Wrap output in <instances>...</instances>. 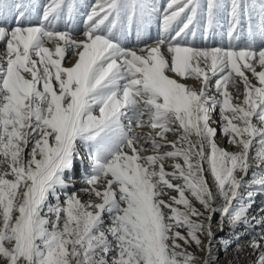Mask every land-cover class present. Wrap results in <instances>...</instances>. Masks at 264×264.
I'll use <instances>...</instances> for the list:
<instances>
[{
	"label": "snow or ice",
	"instance_id": "obj_1",
	"mask_svg": "<svg viewBox=\"0 0 264 264\" xmlns=\"http://www.w3.org/2000/svg\"><path fill=\"white\" fill-rule=\"evenodd\" d=\"M35 7L0 0V264H195L193 244L214 264L217 212L238 249V229L260 226L249 246L264 264V208L250 214L264 193V0H231L227 47L186 39L202 10L211 32L218 0H169L154 46L146 0H97L82 39L57 27L75 4L50 0L32 23ZM85 160L87 201L71 190Z\"/></svg>",
	"mask_w": 264,
	"mask_h": 264
},
{
	"label": "rangeland",
	"instance_id": "obj_2",
	"mask_svg": "<svg viewBox=\"0 0 264 264\" xmlns=\"http://www.w3.org/2000/svg\"><path fill=\"white\" fill-rule=\"evenodd\" d=\"M18 3H31L36 5L35 9L32 12V15L30 17L31 22L35 23L37 18L42 19V13L44 7L48 3H50V0H17ZM66 3H73L77 6L76 11L73 13V19L72 21H68L67 19V14L66 11L65 13L62 14V19L60 22H58L57 27L60 30H65V25L68 26V28H75V32L79 33V35H75L76 39H82V33L85 27L86 23V14L88 11H90V8L92 5H94L97 0H65ZM147 3L152 4L155 3L158 11L156 13H152L150 18L146 17V22L148 24V30L147 33V44L149 45H155L158 37H160L162 33V16L163 12L166 9L167 3L169 0H146ZM246 3L247 0H245ZM256 2H259V0H256ZM201 3L204 4L206 3V0H201ZM218 3L222 5L220 8L216 22L214 24V27L212 28L211 32H207V15H206V10H202L200 15L197 18V23L194 24L191 28L193 32H195V36L189 35L187 36V41L189 42L190 45L193 46H199V47H204V46H212V47H227L230 42V37L228 35L229 29L231 26V16H230V3L231 0H218ZM159 17V18H158ZM9 23H12V21H9ZM248 17L245 15L242 19L241 22V29L242 34H241V39L240 40H232L231 42L237 45H241L244 43L245 38L247 36V30H248ZM153 33V34H152ZM154 36V40L152 41L149 36L151 37L152 35ZM157 36V37H156ZM127 46L129 47H136V30L135 27L133 28L132 31H130L127 34ZM52 45H49L51 47ZM143 46V45H140ZM3 45L0 44V55L3 54ZM67 60V58H66ZM75 61L73 60L72 63ZM65 66H70L68 63L65 64ZM257 71H259V67H257ZM251 82L255 84L256 80L255 78L252 77L251 73H246ZM184 83H187L189 85L194 86L197 90L200 88V84L198 81L194 79H188L181 81ZM257 84V83H256ZM238 88V89H236ZM235 89H231L233 93H239V97L236 101L234 102H242L244 99V86L241 82H237V86ZM236 91V92H235ZM215 126V125H213ZM147 128L142 129V131L147 132ZM178 134L174 133H169L168 134V140H176ZM227 138L226 137H221L218 133L217 137V143L223 147L228 149L229 151H239V148H235L232 145L228 144L226 142ZM85 152L87 151L86 149L84 150ZM152 154L151 152L144 153V155H149ZM254 155V152H253ZM171 163V161L167 162ZM167 163H166V168H167ZM253 164L256 163L255 160L252 161ZM88 168V161L85 160V162L81 165L78 166V170L76 173L77 175H80V172H83L82 175H80V179H84V172L85 169ZM7 169V162L0 164V173H3ZM168 171H171V168H167ZM257 172H259V169H256ZM80 173V174H79ZM75 176V178H76ZM11 178V177H9ZM80 179L78 181H80ZM210 182H211V178ZM78 185V184H76ZM73 191V188L71 189ZM170 195H177L175 192H170ZM79 195V194H78ZM82 200L87 201L89 197L86 195L85 197H81ZM167 199V197H165ZM196 203L195 201H193ZM222 201H217V205L221 203ZM196 206L200 208V211H204L202 207L199 206L198 203H196ZM182 208V206H181ZM264 208V193H260L259 191L257 192V195L255 197V203L250 210V214L253 216H259L262 213L260 212V209ZM196 219V218H194ZM201 222H204V218L201 217L199 218ZM221 213L217 212L214 217H213V227L214 230L216 231V238L213 243V257H214V264H255L256 260L258 259L260 252L254 250L252 247L249 246V242L252 239L253 235L255 233L260 232V226L253 224L249 226L247 229L245 228H240L238 231L241 233H246L243 234L241 237V240L239 243L242 245L241 248L236 247V242L234 241V236H233V230L232 228L224 222L223 224V231H221ZM254 228V232H253ZM181 231H184L181 229ZM202 239L205 240V243H207V237L206 235L201 236ZM232 239L234 242L227 248V251H225L224 247V241L225 240H230ZM182 243V242H181ZM262 244H264V241H261ZM189 251L194 252L195 255L198 257L197 261L195 264H203L204 260L207 259L208 253L206 251H200L196 246L193 244L190 248H188Z\"/></svg>",
	"mask_w": 264,
	"mask_h": 264
},
{
	"label": "bare ground",
	"instance_id": "obj_3",
	"mask_svg": "<svg viewBox=\"0 0 264 264\" xmlns=\"http://www.w3.org/2000/svg\"><path fill=\"white\" fill-rule=\"evenodd\" d=\"M247 2H252V0H247ZM147 30H148V28H147ZM150 31V30H149ZM149 31H147V33L149 32ZM153 34V33H152ZM151 34V35H152ZM154 36L155 35H152L151 37L149 36V38L153 41L155 38H154ZM157 37V36H156ZM260 70V69H259ZM256 80V79H255ZM257 84H258V82H257V80L255 81ZM255 83V84H256ZM232 89V88H231ZM236 89H238V88H236ZM235 89V90H236ZM232 91V90H231ZM236 92V91H235ZM148 131V130H147ZM226 142H227V140H226ZM81 173V174H80ZM79 174L80 175H82V173L83 172H80ZM80 175H77L76 176V178H75V180H76V182H75V185H74V187H73V191H75L77 194H79V196L80 197H85L86 196V194H84L83 192H81L80 190L82 189V188H85V187H87V185L84 183V179H80L81 177H80ZM80 179V181H78ZM76 184H78V185H76Z\"/></svg>",
	"mask_w": 264,
	"mask_h": 264
}]
</instances>
